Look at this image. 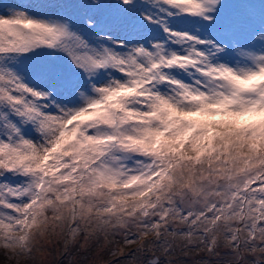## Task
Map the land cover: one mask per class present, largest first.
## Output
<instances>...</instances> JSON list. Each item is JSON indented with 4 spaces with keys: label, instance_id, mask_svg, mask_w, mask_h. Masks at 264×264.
I'll list each match as a JSON object with an SVG mask.
<instances>
[{
    "label": "snow or ice",
    "instance_id": "obj_1",
    "mask_svg": "<svg viewBox=\"0 0 264 264\" xmlns=\"http://www.w3.org/2000/svg\"><path fill=\"white\" fill-rule=\"evenodd\" d=\"M0 250L264 264V0L0 5Z\"/></svg>",
    "mask_w": 264,
    "mask_h": 264
},
{
    "label": "rangeland",
    "instance_id": "obj_2",
    "mask_svg": "<svg viewBox=\"0 0 264 264\" xmlns=\"http://www.w3.org/2000/svg\"><path fill=\"white\" fill-rule=\"evenodd\" d=\"M24 2V0H0V5L6 4V3H21ZM135 250V246H133L132 248L129 249H125V251L131 252ZM107 258V257H106ZM111 259H119L118 257H112ZM183 259V258H182ZM187 258H185L184 260H186ZM188 262H185L184 264H193V261L191 258H188ZM13 264H15V261H11Z\"/></svg>",
    "mask_w": 264,
    "mask_h": 264
},
{
    "label": "trees",
    "instance_id": "obj_3",
    "mask_svg": "<svg viewBox=\"0 0 264 264\" xmlns=\"http://www.w3.org/2000/svg\"><path fill=\"white\" fill-rule=\"evenodd\" d=\"M2 251L3 250H0V253H2ZM184 259L185 258H183V260ZM188 260H189L188 258L186 260H184V263L188 262ZM0 264H13V263L11 261L5 262L3 255H0Z\"/></svg>",
    "mask_w": 264,
    "mask_h": 264
}]
</instances>
